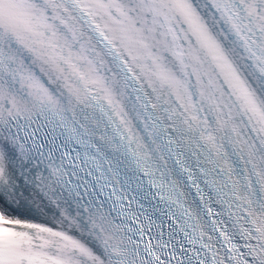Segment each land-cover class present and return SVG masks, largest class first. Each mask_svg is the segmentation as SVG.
Segmentation results:
<instances>
[{"label":"snow or ice","instance_id":"6c2138e0","mask_svg":"<svg viewBox=\"0 0 264 264\" xmlns=\"http://www.w3.org/2000/svg\"><path fill=\"white\" fill-rule=\"evenodd\" d=\"M0 264H264V0H0Z\"/></svg>","mask_w":264,"mask_h":264}]
</instances>
